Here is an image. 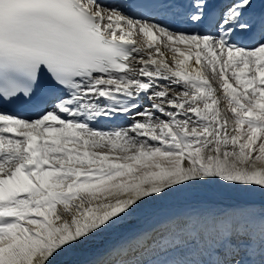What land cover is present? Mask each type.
Instances as JSON below:
<instances>
[{"label":"snow or ice","instance_id":"obj_1","mask_svg":"<svg viewBox=\"0 0 264 264\" xmlns=\"http://www.w3.org/2000/svg\"><path fill=\"white\" fill-rule=\"evenodd\" d=\"M264 264V0H0V264Z\"/></svg>","mask_w":264,"mask_h":264},{"label":"rangeland","instance_id":"obj_2","mask_svg":"<svg viewBox=\"0 0 264 264\" xmlns=\"http://www.w3.org/2000/svg\"><path fill=\"white\" fill-rule=\"evenodd\" d=\"M188 210H189L188 208L181 206L179 203H173L164 206H159L153 209H148L144 211L139 217H137L138 219L137 218L133 219L134 220L133 226L139 224V222L141 221H144V229H148L149 227H153L156 224L162 222L167 217L180 215ZM123 226L124 224L111 230L109 233L102 234L99 238H97L96 241L110 242L115 240L112 238L122 237L124 233L128 230V227L125 228L126 226L124 227ZM92 243H90V245H92ZM146 252L142 253V260L144 261V264H162V262L170 260L174 255V253H164L161 251H153V250H148Z\"/></svg>","mask_w":264,"mask_h":264},{"label":"bare ground","instance_id":"obj_3","mask_svg":"<svg viewBox=\"0 0 264 264\" xmlns=\"http://www.w3.org/2000/svg\"><path fill=\"white\" fill-rule=\"evenodd\" d=\"M133 224H134V220H132L131 222H128V223L124 224V226H126L125 228L128 227V230L124 233V235H126L127 232H129L130 230H132L134 228H142V229H144V221L139 222V224H137L135 226H133ZM148 225H150V224H148ZM149 228H151V227H149ZM120 238L121 237L112 238V239H115V240L110 241V242H106V241H103V242L94 241L92 243V245L88 244V245L82 246L80 248L74 249V250H72L69 254H67L63 258V264H94L95 261H98V260L103 259L104 258V251H105V249L109 245L115 243ZM146 253H148V252H146ZM141 259H142V254H141Z\"/></svg>","mask_w":264,"mask_h":264}]
</instances>
